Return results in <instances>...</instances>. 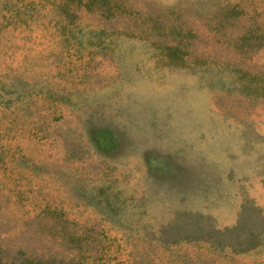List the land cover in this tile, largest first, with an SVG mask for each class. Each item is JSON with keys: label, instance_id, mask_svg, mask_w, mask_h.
Wrapping results in <instances>:
<instances>
[{"label": "rangeland", "instance_id": "rangeland-1", "mask_svg": "<svg viewBox=\"0 0 264 264\" xmlns=\"http://www.w3.org/2000/svg\"><path fill=\"white\" fill-rule=\"evenodd\" d=\"M0 264H264V0H0Z\"/></svg>", "mask_w": 264, "mask_h": 264}, {"label": "trees", "instance_id": "trees-1", "mask_svg": "<svg viewBox=\"0 0 264 264\" xmlns=\"http://www.w3.org/2000/svg\"><path fill=\"white\" fill-rule=\"evenodd\" d=\"M231 247H234V246H232V245H230ZM236 248V247H235Z\"/></svg>", "mask_w": 264, "mask_h": 264}]
</instances>
